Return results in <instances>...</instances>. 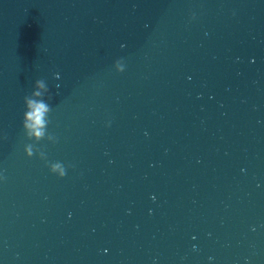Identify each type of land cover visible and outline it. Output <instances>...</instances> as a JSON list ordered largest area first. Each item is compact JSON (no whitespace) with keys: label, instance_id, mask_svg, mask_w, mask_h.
<instances>
[{"label":"water","instance_id":"95a60500","mask_svg":"<svg viewBox=\"0 0 264 264\" xmlns=\"http://www.w3.org/2000/svg\"><path fill=\"white\" fill-rule=\"evenodd\" d=\"M0 264H264V0H0Z\"/></svg>","mask_w":264,"mask_h":264},{"label":"clouds","instance_id":"9594fccd","mask_svg":"<svg viewBox=\"0 0 264 264\" xmlns=\"http://www.w3.org/2000/svg\"><path fill=\"white\" fill-rule=\"evenodd\" d=\"M30 107L32 108V112L26 113V116L30 117L34 124H28L27 126L30 128H34L35 134L37 136L41 135L40 127L43 125V114L44 111L47 110V107L43 103L29 102Z\"/></svg>","mask_w":264,"mask_h":264}]
</instances>
